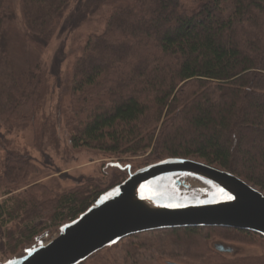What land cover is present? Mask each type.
Here are the masks:
<instances>
[{"label":"trees","instance_id":"obj_1","mask_svg":"<svg viewBox=\"0 0 264 264\" xmlns=\"http://www.w3.org/2000/svg\"><path fill=\"white\" fill-rule=\"evenodd\" d=\"M72 1L18 0L17 8V0H0V127L35 121L53 93L39 64L15 69L14 27H22V45L45 48ZM106 5L103 30L87 38L72 64L66 125L73 147L132 155L152 147L146 165L198 159L264 190V0ZM42 119L37 138L58 143L55 123L45 113ZM4 163L0 187L27 182L36 171L26 154L8 151ZM125 163L116 167L109 189L134 173ZM105 191L89 182L55 194L36 183L0 203V219L31 221L47 211L54 223L74 222ZM46 229L23 225L19 231L30 241ZM166 237L173 251L196 264H264V234L257 231L178 227ZM210 237L257 245L262 253L229 256L214 250Z\"/></svg>","mask_w":264,"mask_h":264},{"label":"rangeland","instance_id":"obj_2","mask_svg":"<svg viewBox=\"0 0 264 264\" xmlns=\"http://www.w3.org/2000/svg\"><path fill=\"white\" fill-rule=\"evenodd\" d=\"M107 1L109 0H73L49 45L45 48L30 44L22 45L19 40L22 27L20 24L14 27L12 31V55L15 69L25 70L31 65L39 64L50 77L53 93L45 104L42 113L49 116L51 121L55 123L59 141L58 143L53 142L49 137H43L42 140L37 138L39 126L43 120L42 113L31 123H12L0 127L2 134L0 136V174L5 168L4 158L8 151L29 155L36 165V171L27 182L21 178L18 184H12L9 186L10 188L0 187V203H3L11 195L25 192L27 187L36 183L50 187L55 194L69 191L85 183H96L101 188L106 189L101 198L102 201L118 192V188H108L116 173V167L125 166V162H131L135 173L149 166L146 165L145 158L153 151L152 147L139 152L137 155L111 153L87 147L75 148L71 143L70 133L66 125V116L71 114L70 75L72 64L87 38L91 34L103 30L105 18L110 11L106 5ZM16 7L18 8V0ZM188 159L207 164L198 159ZM188 176L199 177L190 173L164 174L144 184L140 188V195L154 199L155 195L159 193L158 189L155 191L154 188L157 183L172 184L176 189H183L184 180ZM213 185L219 188L217 185ZM251 185L264 194L263 189ZM227 198L229 196L226 193L225 198H216L214 201ZM197 203L202 202H163L160 204L186 205ZM71 223L73 221L68 220L54 223L49 218L47 211L43 212L41 216L32 218L31 221H23L21 218L0 219V264H20L26 255L50 242L63 231L65 226ZM44 224L48 226V229L30 241H27L19 231L23 225L30 228L38 226L39 228ZM168 230L166 228L132 234L122 238V240L120 239V243L113 244L116 241L112 242L81 261L80 264H169V262L196 264L173 251L166 237ZM10 231H14L13 237L9 235ZM15 238L16 241L22 239L21 241L26 243L21 242L18 247H13L11 245L14 244ZM209 243L214 250H216V243L231 247L232 251L225 252L229 256L262 253L257 245L233 243L220 237H210ZM129 244H133L136 249L128 250ZM2 245H4L3 248ZM14 248L15 250H13Z\"/></svg>","mask_w":264,"mask_h":264},{"label":"water","instance_id":"obj_3","mask_svg":"<svg viewBox=\"0 0 264 264\" xmlns=\"http://www.w3.org/2000/svg\"><path fill=\"white\" fill-rule=\"evenodd\" d=\"M190 173L217 185L229 196L213 202L163 205L140 195V188L161 175ZM222 226L264 234V194L228 171L190 159L150 165L131 175L114 196L100 200L50 242L20 264H78L114 241L140 232L178 227ZM221 251H231L221 243ZM169 264H182L170 262Z\"/></svg>","mask_w":264,"mask_h":264},{"label":"bare ground","instance_id":"obj_4","mask_svg":"<svg viewBox=\"0 0 264 264\" xmlns=\"http://www.w3.org/2000/svg\"><path fill=\"white\" fill-rule=\"evenodd\" d=\"M157 193L154 199L155 203H183V202H213L216 198H225L226 193L216 188L210 181L199 177H186L183 189H176L172 184H155Z\"/></svg>","mask_w":264,"mask_h":264},{"label":"flooded vegetation","instance_id":"obj_5","mask_svg":"<svg viewBox=\"0 0 264 264\" xmlns=\"http://www.w3.org/2000/svg\"><path fill=\"white\" fill-rule=\"evenodd\" d=\"M217 244V243H216ZM216 246V245H215ZM229 248H231V247H229Z\"/></svg>","mask_w":264,"mask_h":264}]
</instances>
